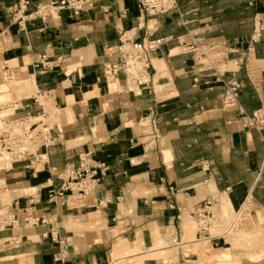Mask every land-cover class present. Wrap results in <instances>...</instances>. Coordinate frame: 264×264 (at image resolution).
<instances>
[{"label":"crops","instance_id":"1","mask_svg":"<svg viewBox=\"0 0 264 264\" xmlns=\"http://www.w3.org/2000/svg\"><path fill=\"white\" fill-rule=\"evenodd\" d=\"M28 1L19 22L14 0H0L2 58L28 76V112L50 121L54 145L41 150L46 162L34 170L28 162L0 170V195L14 217L0 226V264H264V245L235 247L247 238L234 236L201 241L191 216L211 198L228 213L248 198L254 226L262 229L264 219V132L223 109L216 73L172 41L152 54L146 89L102 74L121 34L145 42L146 27L153 40L192 32L215 46L218 72L241 83L238 102L251 116L264 110V40L248 44L264 0H177L179 13L156 18L142 15L135 0H95L77 18L65 11L48 20L32 14L53 0ZM138 24L144 28L132 31ZM42 57L55 68H33ZM81 153L109 172L83 200L50 203L48 191L61 184L56 176ZM61 242L67 255L55 262Z\"/></svg>","mask_w":264,"mask_h":264},{"label":"built area","instance_id":"2","mask_svg":"<svg viewBox=\"0 0 264 264\" xmlns=\"http://www.w3.org/2000/svg\"><path fill=\"white\" fill-rule=\"evenodd\" d=\"M95 0H53L46 5H36L33 16L41 20L58 19L62 12H69L73 18H77L90 6ZM15 14L19 16L17 21H22V16L26 13L30 2L28 0H14ZM137 8L142 15L156 18L159 16L179 13L177 0H135ZM179 24L185 27L186 23L181 19ZM20 25V24H18ZM144 27L137 25L132 31H140ZM124 33L120 36L119 45L116 48L115 60L103 65V78L105 80H114L123 75L126 82L134 84L137 89L143 90L148 87V78L152 69L151 56L164 43L176 42L178 53L190 55L196 62L206 64L207 70L216 73L218 82L222 85L224 92L222 95V106L224 110L232 111L237 114L243 122L245 128L254 129L258 134L264 132V110H259L253 115H247L239 105L238 99L241 91V83L234 79H225L224 74L218 72L215 66L221 62L211 58L214 53V47L211 43L192 32H186L185 35L177 38L168 37L166 39L153 40V28H145V42H138L130 35ZM264 40V14L257 15L253 20V30L248 44L251 49L259 41ZM6 47V38L0 36V96L12 94L15 91L6 90L11 84H16L18 80H13L19 73L12 69L7 62L3 60V54ZM41 61H34L32 67L37 69L42 66L43 71L53 70L55 67L51 64H43ZM216 70V71H215ZM194 84L199 83L196 78ZM205 86L211 85L210 81H204ZM15 94V93H14ZM20 94V93H17ZM32 100L31 97L13 96L8 100H0V158L8 162L9 166L28 162L26 169L34 170L37 166L45 164V156L41 150L46 151L54 145V140L50 130L44 125L39 126V122L28 111L29 104L26 101ZM34 103L35 100H34ZM42 127V130L39 128ZM109 172V167L105 164L96 163L89 153H81L75 165H67L56 176L61 183L58 190L50 189L48 191V201L55 203L70 197L73 200L81 201L88 197L99 185L100 181ZM170 196L175 194L173 188L169 189ZM17 205V202H15ZM216 200L211 198L206 201L202 207L191 212V216L196 219L197 230L201 241L212 242L215 245L223 241L226 236L236 234L245 230L246 225H254L252 205L246 198L239 208L226 214L224 210H215ZM7 220L0 221L1 227L12 226L13 216H1ZM28 224V220H25ZM40 220L34 219L32 226H36ZM43 223V221H42ZM250 226V227H251ZM248 228V227H247ZM52 241H55L53 233L50 234ZM61 250L54 257V261H62L67 255V249L63 242L60 243ZM188 260V256H184Z\"/></svg>","mask_w":264,"mask_h":264},{"label":"rangeland","instance_id":"3","mask_svg":"<svg viewBox=\"0 0 264 264\" xmlns=\"http://www.w3.org/2000/svg\"><path fill=\"white\" fill-rule=\"evenodd\" d=\"M0 62H1V57H0ZM221 69H223V67H220ZM1 80V78H0ZM13 80H18V82H16V84H11L10 87L6 88V90H12L15 91L12 94H5L3 97L0 96V100H8L10 98H12L13 96H31L33 95V91H31L30 86H28L26 89L23 88L22 83L26 80H28V76H17L15 79ZM15 93V94H14ZM20 93V94H17ZM34 122H39V126L41 124L47 125V128L49 127L48 124L50 123L49 120H47L46 118H41V119H37ZM43 128L40 127L39 130H42ZM3 166H2V165ZM10 168L9 163L8 162H4L1 161L0 162V170L2 169H8ZM2 198V199H1ZM3 196L0 195V217L6 215L7 213V206H8V201L5 199ZM223 210L226 211V208L223 207ZM226 214H228V212H225ZM259 222H261V226L262 229H264V219L259 218L258 220ZM250 225H246L245 226V230H242L241 232H238L236 234H232L230 236H234L236 238H244L246 239L245 241H243L242 243H239V241L235 242L233 246H238V247H242V248H252L254 246H257L259 244L264 245V240L259 241L257 239L256 236H264V230H262L260 227H255L254 225H252L251 227ZM248 227V228H247ZM262 231V232H261ZM250 236H255L254 238H250ZM264 258V257H262ZM254 260H259V258L254 259Z\"/></svg>","mask_w":264,"mask_h":264},{"label":"bare ground","instance_id":"4","mask_svg":"<svg viewBox=\"0 0 264 264\" xmlns=\"http://www.w3.org/2000/svg\"><path fill=\"white\" fill-rule=\"evenodd\" d=\"M24 84V82L22 83V85ZM42 106V105H41ZM2 160H1V158H0V162H1ZM2 165V164H1ZM3 166V165H2ZM2 199V198H1ZM5 200V199H4ZM1 204V203H0Z\"/></svg>","mask_w":264,"mask_h":264}]
</instances>
